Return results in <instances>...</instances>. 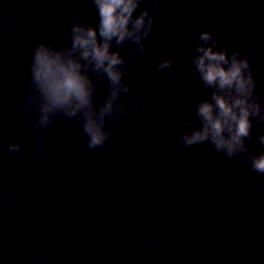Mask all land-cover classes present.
<instances>
[{
    "label": "water",
    "instance_id": "water-1",
    "mask_svg": "<svg viewBox=\"0 0 264 264\" xmlns=\"http://www.w3.org/2000/svg\"><path fill=\"white\" fill-rule=\"evenodd\" d=\"M69 12L95 22L92 0H0V264H264V177L250 166L264 153V122L233 159L181 142L194 100L210 95L192 66L188 26L229 53L247 51L264 101V0H161L148 53L119 49L132 73L133 91L121 97L128 115L93 150L74 120L37 131L38 113L25 108L32 47L70 46ZM166 57L174 66L158 71ZM108 88L98 80L97 106ZM13 142L23 150L8 151Z\"/></svg>",
    "mask_w": 264,
    "mask_h": 264
},
{
    "label": "clouds",
    "instance_id": "clouds-1",
    "mask_svg": "<svg viewBox=\"0 0 264 264\" xmlns=\"http://www.w3.org/2000/svg\"><path fill=\"white\" fill-rule=\"evenodd\" d=\"M143 2L92 0L94 23H82L75 12L67 14L70 46L43 41L33 45L25 108L29 116L38 113L34 118L37 131L63 117L74 120L82 129L88 150L105 146L112 134L110 125L128 115V108L121 103L122 95L133 91L125 83L132 76L126 71L129 61L119 49L132 43V55L148 53L145 41L155 27L153 13L161 6V0H152L150 7H144ZM217 7L209 8L208 13L214 14ZM8 23L15 30L16 21L10 19ZM188 32L197 41L192 66L210 95L194 100L195 118L184 122L181 142L186 146L210 144L216 152L236 158L248 151L246 140L252 136L255 122H264V101L257 92L261 84L254 74L252 57L247 51L229 53L211 32L197 35L191 25ZM173 66L174 60L166 57L157 70ZM105 79L108 92L97 106L98 80ZM129 103L135 104L137 110L141 107L131 98ZM259 142L264 144V135ZM7 150L19 153L23 149L13 142ZM33 150L37 157L44 155L39 140L33 141ZM250 166L264 177V153L251 157ZM0 203L4 201L0 199Z\"/></svg>",
    "mask_w": 264,
    "mask_h": 264
}]
</instances>
